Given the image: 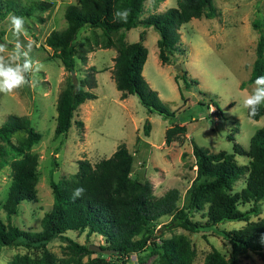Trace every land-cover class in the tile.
I'll return each instance as SVG.
<instances>
[{"label": "rangeland", "instance_id": "1", "mask_svg": "<svg viewBox=\"0 0 264 264\" xmlns=\"http://www.w3.org/2000/svg\"><path fill=\"white\" fill-rule=\"evenodd\" d=\"M34 1L39 0H13L12 3L0 0V43L5 42V37H10L7 17L12 14L23 16L28 36L21 37V42H33L29 55L43 65L36 75L34 87L25 86L7 95L0 93V123L10 113L26 115L41 132V138L31 146V150L38 154L37 199H26L18 204L16 214L9 218L13 224L32 231L39 230L45 211L54 201L50 178L59 180L69 176L77 170L79 158H87L95 163L109 156L122 142L133 157L130 176L139 180L149 179L156 195L176 187L177 204L185 207L189 190L198 181L192 142L211 151L225 149L231 152L235 142L248 149L251 135L264 124V114L257 119L252 118L241 105L242 98L251 92L254 85L248 78L256 56L260 30H264V0H212L217 10L215 16L180 21L177 27L180 37L172 46L166 63L159 59L158 32L153 26L145 29L137 25L126 30L125 38L128 41L139 39L140 32L145 30L143 42L148 53L142 73L173 113L168 117L149 111L136 94L120 97V90L116 88L111 75L116 48L100 45L105 37L101 28H80L74 41L76 49L79 52L86 51L89 46L93 49L86 51L85 62L76 59L75 73L77 79H81L89 65L96 67L98 71L94 75L97 86L91 88L96 98L86 99L79 104L65 135L55 133L56 99L60 89L71 79V73L44 39L50 30L66 25L64 10L77 0H43L49 3L46 9L33 6L29 13L22 14L6 10L8 5H15L18 9L28 8ZM177 1L145 0L141 16L163 11L177 5ZM256 21L259 26L253 25ZM119 31H109V35L115 39ZM12 47L9 44V49ZM76 119L83 121L82 128ZM147 120L150 131L145 134L143 124ZM175 122L184 126L183 131L166 143L165 130ZM235 158L241 163L249 160L245 154L235 153ZM11 178L10 164L0 165V216L4 221L8 218L2 204ZM243 185L241 177L233 187L238 190ZM261 204V212L251 214L248 220L264 217V197ZM248 206L249 203L240 204L241 208ZM201 212L193 211L192 217L204 219ZM170 217L169 214L159 216L148 225L149 230L157 243L162 238L178 234L188 238L192 248L191 264H203L206 255L213 249L227 254L230 244L220 232L221 229L239 228L247 223L245 220H226L214 227L193 232L180 226L167 227ZM66 235L86 246L89 243L103 244L100 235L68 230L47 244L58 258L78 263L101 253L92 249L88 252L76 251ZM24 251L22 245H2L0 264H9L15 254ZM240 260V264H263L259 255L252 251L242 255ZM125 264H159V255L149 242L144 249L130 252Z\"/></svg>", "mask_w": 264, "mask_h": 264}, {"label": "trees", "instance_id": "2", "mask_svg": "<svg viewBox=\"0 0 264 264\" xmlns=\"http://www.w3.org/2000/svg\"><path fill=\"white\" fill-rule=\"evenodd\" d=\"M144 1L77 0L68 4L64 10L66 25L50 30L44 42L72 74L76 71V59L85 62L86 51L93 49L90 46L86 51L79 52L76 49L74 41L78 31L83 26L101 28L105 37L100 45L114 46L117 51L113 57L111 75L116 88L120 90V97L136 94L149 111L168 117L173 113L142 73L148 53L143 42L145 30L134 41L125 40L126 30L137 25L153 26L159 34V59L166 63L172 53V46L179 40L177 27L180 21L200 16L211 18L216 15L217 10L212 0H178L175 6L141 16ZM8 2L12 3L13 0ZM33 6L46 9L49 3L43 0L34 1L32 6L20 9L15 5H8L6 10H13L16 14L29 13ZM123 8L131 10L128 22H114V11ZM253 25L259 26L257 21ZM118 30L120 31L115 39L109 35V31ZM255 53L248 78L251 82L264 75L263 29L260 30ZM87 69L84 77L77 79L76 84L71 76L57 95L56 135L67 133L80 103L96 97L91 88L97 86L94 75L97 69L94 65H89ZM261 114H264L262 105L257 115L252 118L257 119ZM76 123L81 128L84 124L81 119H76ZM183 127L178 122L169 125L165 130V142L170 143L183 131ZM143 130L145 134L149 133L148 120L144 122ZM40 138L41 132L31 124L26 115L10 113L0 123V165L9 163L12 173L8 193L2 204L8 220L4 221L0 216V247H25V251L15 254L9 264H125L130 252L144 249L149 242L158 252L159 264H191L192 248L189 239L183 234L162 238L160 243L154 241L148 225L163 214L171 216L166 223L167 227L180 226L193 232L214 227L226 220H245L247 223L242 227L221 229L220 232L230 244L227 254L213 249L206 255L203 264H240L241 256L248 251L258 254L264 264V217L248 220L251 214L258 215L262 210L264 124L251 135L248 149L235 142L231 152L225 149L211 151L192 142L198 181L191 186L185 207L177 204L176 187H170L163 194L156 195L149 179L139 180L130 176L133 157L124 142L118 144L109 156L95 163L87 158H79L74 173L59 180L50 178L54 201L44 213L41 228L32 231L13 224L9 218L16 214L17 206L23 200L37 199L38 154L31 150V146ZM235 153L247 155L248 162L237 161ZM241 177L244 185L235 190L233 184ZM78 187H82L84 192L73 199V191ZM243 203H249V206L241 208L240 204ZM193 211H202V218H205H193ZM68 230L100 235L103 239V244L100 245L115 251L100 253L78 263L58 258L47 244ZM67 238L76 251H92L88 245L79 243L70 236Z\"/></svg>", "mask_w": 264, "mask_h": 264}, {"label": "clouds", "instance_id": "3", "mask_svg": "<svg viewBox=\"0 0 264 264\" xmlns=\"http://www.w3.org/2000/svg\"><path fill=\"white\" fill-rule=\"evenodd\" d=\"M131 10L123 8L113 13L114 22L127 23ZM23 16L12 14L7 17V31L10 37L0 43V93L11 94L25 86L34 87L36 75L43 69V65L34 61L29 53L33 42H21V37L27 38ZM9 44L13 47L9 49ZM241 105L248 111L250 117H255L261 105H264V75L258 76L249 94L241 100ZM84 192L82 187L73 191V199L80 197Z\"/></svg>", "mask_w": 264, "mask_h": 264}, {"label": "water", "instance_id": "4", "mask_svg": "<svg viewBox=\"0 0 264 264\" xmlns=\"http://www.w3.org/2000/svg\"><path fill=\"white\" fill-rule=\"evenodd\" d=\"M177 68H179V65H177ZM180 74H183V72L181 70H179ZM72 76V81L74 84L77 83V77H76V73L72 72L71 74ZM88 247L92 250L101 252V253H110V252H114L115 249L112 248H108V247H102L100 244H96V243H89Z\"/></svg>", "mask_w": 264, "mask_h": 264}, {"label": "crops", "instance_id": "5", "mask_svg": "<svg viewBox=\"0 0 264 264\" xmlns=\"http://www.w3.org/2000/svg\"><path fill=\"white\" fill-rule=\"evenodd\" d=\"M151 26V25H150ZM150 26H142V27H145V29L146 28H149ZM158 34V33H157ZM158 37H159V34H158ZM125 40H126V38H125ZM126 41H128V40H126ZM131 41H134V40H131ZM128 96V95H127ZM96 98V97H95ZM125 98V97H124ZM88 99H93V98H88ZM78 108V107H77ZM76 111V110H75ZM73 118H74V115H73Z\"/></svg>", "mask_w": 264, "mask_h": 264}, {"label": "built area", "instance_id": "6", "mask_svg": "<svg viewBox=\"0 0 264 264\" xmlns=\"http://www.w3.org/2000/svg\"><path fill=\"white\" fill-rule=\"evenodd\" d=\"M211 108H212V106H211ZM211 108H210L211 111L214 110L213 108L212 109Z\"/></svg>", "mask_w": 264, "mask_h": 264}]
</instances>
